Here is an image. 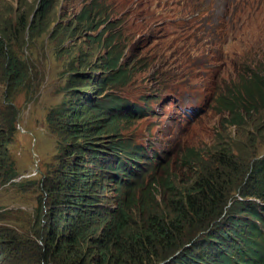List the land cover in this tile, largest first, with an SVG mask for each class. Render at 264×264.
<instances>
[{"label": "trees", "instance_id": "trees-1", "mask_svg": "<svg viewBox=\"0 0 264 264\" xmlns=\"http://www.w3.org/2000/svg\"><path fill=\"white\" fill-rule=\"evenodd\" d=\"M211 1H195L185 9L199 12ZM52 5L53 0H41L44 12ZM101 10L91 2L82 13L90 22ZM199 20L192 22L197 26ZM180 25L187 30L189 22ZM206 25L210 32L201 31V38L194 37L190 44L186 40L172 52L184 47L195 59L192 70L197 60L213 63L212 43L217 35L223 38L218 34H224L220 21L207 20ZM116 29H111L112 51L103 66L100 96L78 99L79 89L69 87L76 97L47 113L48 128L59 138L61 152L40 180L17 179L20 174L9 146L18 134L20 111L12 96L24 88L25 64L8 54L0 41L7 82L5 98L0 99V187L38 193L34 224L24 240L20 242L16 229L0 228V264H264V155L243 166L228 144L215 146L209 161L189 149L188 160L199 165L188 188L167 179L170 198H162L164 207L148 188L140 190L146 176L168 168L172 156L151 151L124 134L125 125L155 112L152 100L140 105L116 94L135 74L116 46ZM168 66L158 82L162 92L176 90L185 78L176 76L169 61ZM214 89L219 114L229 117L231 126L264 112V68L249 64L237 83L226 90L217 84ZM109 186L117 192L115 209L111 197L104 195Z\"/></svg>", "mask_w": 264, "mask_h": 264}, {"label": "rangeland", "instance_id": "rangeland-1", "mask_svg": "<svg viewBox=\"0 0 264 264\" xmlns=\"http://www.w3.org/2000/svg\"><path fill=\"white\" fill-rule=\"evenodd\" d=\"M195 1L200 3L53 0L44 12L41 0H0V41L8 54L25 64L24 88L12 96L20 114L18 134L9 146L21 180L29 179L32 172L37 175L30 180H40L61 152L59 138L48 128L47 113L70 97L95 100L100 96L103 66L112 51L111 29L116 28L120 34L116 46L135 72L132 82L116 94L140 105L152 100L155 112L125 125L124 134L151 151L172 156L168 168L156 176H146L140 190L148 188L164 207L162 198L167 202L170 198L167 179L181 189L188 188L199 165L195 159L188 160L189 149L209 161L208 154L215 146L228 144L243 166L264 155V112L234 127L229 117L219 114L214 101L215 85L226 90L238 82L249 64L264 68V0H212L199 12L185 9ZM91 2L102 10L88 22L82 11ZM193 18L201 23L196 26ZM207 20L222 23L224 34H218L223 38L217 35V42L212 43L213 63L197 60V68L192 70L195 59L189 58L184 47L172 52L186 40L190 44L194 37L201 38V31L210 32ZM181 21L189 22L187 30L181 29ZM149 42L154 43L148 46ZM168 61L176 76L185 74V78L175 85L176 90L162 92L158 82L168 70ZM3 67L0 58V99L7 91ZM69 87L79 89L76 96L69 93ZM157 96L159 100H153ZM192 110L198 112L193 114ZM37 194L34 189L20 192L12 185L0 187V214L4 218L0 228L18 230L20 242L33 227ZM104 195L111 197V208L115 209L119 201L115 187L106 188Z\"/></svg>", "mask_w": 264, "mask_h": 264}, {"label": "built area", "instance_id": "built-area-1", "mask_svg": "<svg viewBox=\"0 0 264 264\" xmlns=\"http://www.w3.org/2000/svg\"><path fill=\"white\" fill-rule=\"evenodd\" d=\"M36 175H37V172L29 173V179L32 178L33 176H36ZM17 179H19V177Z\"/></svg>", "mask_w": 264, "mask_h": 264}, {"label": "clouds", "instance_id": "clouds-1", "mask_svg": "<svg viewBox=\"0 0 264 264\" xmlns=\"http://www.w3.org/2000/svg\"><path fill=\"white\" fill-rule=\"evenodd\" d=\"M200 114V113H199ZM19 177V176H18ZM30 179H32V178H30ZM23 180H27V179H23ZM23 180H20V181H23ZM15 181H17V179H15Z\"/></svg>", "mask_w": 264, "mask_h": 264}, {"label": "bare ground", "instance_id": "bare-ground-1", "mask_svg": "<svg viewBox=\"0 0 264 264\" xmlns=\"http://www.w3.org/2000/svg\"><path fill=\"white\" fill-rule=\"evenodd\" d=\"M19 180H21V178L19 177Z\"/></svg>", "mask_w": 264, "mask_h": 264}]
</instances>
